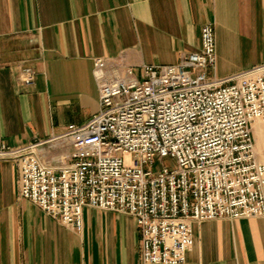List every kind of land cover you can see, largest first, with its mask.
Returning <instances> with one entry per match:
<instances>
[{"label": "crops", "instance_id": "1", "mask_svg": "<svg viewBox=\"0 0 264 264\" xmlns=\"http://www.w3.org/2000/svg\"><path fill=\"white\" fill-rule=\"evenodd\" d=\"M213 28V75L264 65V0H0V146L36 149L53 165L59 137L99 110L94 59L109 67L174 65ZM30 69L34 81L21 83ZM183 264H264V217L191 225ZM133 219L85 208L76 232L18 196L16 166L0 159V264H141Z\"/></svg>", "mask_w": 264, "mask_h": 264}, {"label": "built area", "instance_id": "2", "mask_svg": "<svg viewBox=\"0 0 264 264\" xmlns=\"http://www.w3.org/2000/svg\"><path fill=\"white\" fill-rule=\"evenodd\" d=\"M213 28L200 48L174 65L109 67L94 59L98 112L69 127L72 156L41 163L36 149L0 146L14 163L18 196L60 224L81 229L85 208L130 216L141 264H183L193 246L191 225L216 219L264 217V65L217 78ZM30 87L34 74L21 71ZM169 157L173 167H158Z\"/></svg>", "mask_w": 264, "mask_h": 264}, {"label": "bare ground", "instance_id": "3", "mask_svg": "<svg viewBox=\"0 0 264 264\" xmlns=\"http://www.w3.org/2000/svg\"><path fill=\"white\" fill-rule=\"evenodd\" d=\"M255 126H256L254 130V136L256 137L255 149L257 150V152H259L262 146H264V128L260 126L259 122H256Z\"/></svg>", "mask_w": 264, "mask_h": 264}, {"label": "rangeland", "instance_id": "4", "mask_svg": "<svg viewBox=\"0 0 264 264\" xmlns=\"http://www.w3.org/2000/svg\"><path fill=\"white\" fill-rule=\"evenodd\" d=\"M156 164H158V167H161V166L167 167V168H172L173 167V161L169 157L163 158L161 160V164H159L158 162Z\"/></svg>", "mask_w": 264, "mask_h": 264}]
</instances>
